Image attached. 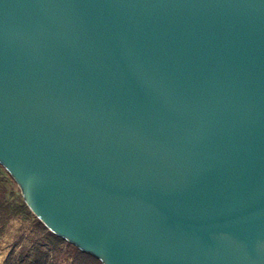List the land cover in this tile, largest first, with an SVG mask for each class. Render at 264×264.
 <instances>
[{
	"label": "water",
	"instance_id": "95a60500",
	"mask_svg": "<svg viewBox=\"0 0 264 264\" xmlns=\"http://www.w3.org/2000/svg\"><path fill=\"white\" fill-rule=\"evenodd\" d=\"M0 163L103 264H264V0H0Z\"/></svg>",
	"mask_w": 264,
	"mask_h": 264
},
{
	"label": "rangeland",
	"instance_id": "374dc122",
	"mask_svg": "<svg viewBox=\"0 0 264 264\" xmlns=\"http://www.w3.org/2000/svg\"><path fill=\"white\" fill-rule=\"evenodd\" d=\"M0 163V264H103L75 244L49 235Z\"/></svg>",
	"mask_w": 264,
	"mask_h": 264
},
{
	"label": "trees",
	"instance_id": "16d2710c",
	"mask_svg": "<svg viewBox=\"0 0 264 264\" xmlns=\"http://www.w3.org/2000/svg\"><path fill=\"white\" fill-rule=\"evenodd\" d=\"M49 235H50L52 238H55V239H57V240H62V237L56 235L55 233H53V232H51V231H49Z\"/></svg>",
	"mask_w": 264,
	"mask_h": 264
}]
</instances>
